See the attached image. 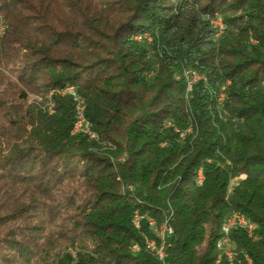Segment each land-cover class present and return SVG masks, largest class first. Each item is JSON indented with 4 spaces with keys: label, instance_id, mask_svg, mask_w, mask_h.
<instances>
[{
    "label": "trees",
    "instance_id": "16d2710c",
    "mask_svg": "<svg viewBox=\"0 0 264 264\" xmlns=\"http://www.w3.org/2000/svg\"><path fill=\"white\" fill-rule=\"evenodd\" d=\"M65 87L96 137L71 133ZM63 202L77 220L52 252ZM233 211L255 228L231 230L230 263ZM166 216L171 264H264V0H0L3 264H160L147 217Z\"/></svg>",
    "mask_w": 264,
    "mask_h": 264
},
{
    "label": "built area",
    "instance_id": "2783aa9c",
    "mask_svg": "<svg viewBox=\"0 0 264 264\" xmlns=\"http://www.w3.org/2000/svg\"><path fill=\"white\" fill-rule=\"evenodd\" d=\"M212 24L218 28L219 30H221L223 24L220 21V19L216 18L214 20H212ZM137 39L140 38V36L136 37ZM187 77H188V81H187V89H190L192 86V83L197 79L194 78L192 76V72H187L186 73ZM59 95H71L72 99H73V87H65L62 89H55L54 91ZM222 96V95H221ZM74 101V99H73ZM75 104V121L73 123V127L71 129V133L75 134V130L76 128H78L79 125H87V133L86 135H88L90 138H94L95 133L91 130L90 127V122L88 120H85L84 118V108L85 106H82V103H76V101H74ZM51 111V110H50ZM201 171H200V175H197V182L199 183V180L201 179ZM142 215L139 214H134L133 217V222L136 226L139 225V220L142 218ZM152 217H147V221L149 222V224L151 223ZM239 222H246V232L249 236L253 235L254 232V225L252 222L248 221V219L242 215H240V212L238 211H233L230 216L226 219L225 223H224V241H221L220 244V254L218 256V259L223 255V257H225L230 263L234 262V255H233V247L234 244L231 241L230 238V232L233 228L235 227H239ZM163 224V231L162 234H156V236H163V249H162V253H156V256L158 258V260L160 261V264H171L169 261H167V251L166 248L170 245V237L172 235V228L168 223V217L165 223ZM152 241L153 239H149L146 242V247L152 250ZM246 261L248 263H250V259L246 258ZM237 264H242L240 263L239 260H236Z\"/></svg>",
    "mask_w": 264,
    "mask_h": 264
},
{
    "label": "rangeland",
    "instance_id": "374dc122",
    "mask_svg": "<svg viewBox=\"0 0 264 264\" xmlns=\"http://www.w3.org/2000/svg\"><path fill=\"white\" fill-rule=\"evenodd\" d=\"M48 97H50V93L46 94V92L37 93L36 95L31 94L29 96V102H32L33 100L41 101V99L48 100ZM45 105H47V103H45ZM63 186H64L63 189L65 191L68 188H71L70 186H68V184H66V182L63 183ZM78 186H80V182L79 181L74 182V187H78ZM55 188L56 186L54 187V189ZM54 191H55V195H57V197H60L62 192L58 189L57 190L55 189ZM34 196H36V194H34ZM29 197H30L29 193L24 194V199L29 200ZM77 197L78 195H75L76 199H78ZM59 206L61 211L60 216H58L55 222L50 223L48 225L46 232L44 233L46 235L45 239L47 245L52 250V252L62 250L64 249V247H66L67 243L69 242L67 240V237H70L72 235V232L75 228L74 222L77 220L76 212L72 208L64 204V202L60 203ZM23 232L27 233V230L24 229ZM3 245H4V241L0 239V264H3L5 262V259L2 257V252L5 251V249L2 248Z\"/></svg>",
    "mask_w": 264,
    "mask_h": 264
},
{
    "label": "bare ground",
    "instance_id": "6f19581e",
    "mask_svg": "<svg viewBox=\"0 0 264 264\" xmlns=\"http://www.w3.org/2000/svg\"><path fill=\"white\" fill-rule=\"evenodd\" d=\"M192 76L194 78H198V75L196 73H194V72H192ZM73 99H74V101H76V103H82V106H85L84 105V101L82 99H80L76 95V93H75L74 90H73ZM84 118H85V120H87L86 117H85V115H84ZM78 132H83L84 134H86L87 133V125H79L78 128H76V130H75V134L78 133ZM198 175H200V171L198 172ZM201 181H202V175H201V179L199 180V183H201ZM240 215H242V216L245 217V215L242 214L241 212H240ZM166 220H167V216L164 218V220L159 225H156L155 219L152 217L150 226H154L155 234H162V231H163V224L162 223H165ZM239 227L242 228V229H246V222H239ZM221 241H224V224L222 226V234H221V237H220V239H218V241L216 243V246H217V248L219 250H220ZM162 249H163V236H156V238L153 239V241H152V250L153 251L155 250L156 253H162ZM233 255H235L234 247H233Z\"/></svg>",
    "mask_w": 264,
    "mask_h": 264
}]
</instances>
